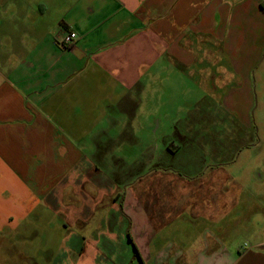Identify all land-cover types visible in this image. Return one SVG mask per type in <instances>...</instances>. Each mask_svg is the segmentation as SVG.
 <instances>
[{
	"label": "crops",
	"instance_id": "0c3cea01",
	"mask_svg": "<svg viewBox=\"0 0 264 264\" xmlns=\"http://www.w3.org/2000/svg\"><path fill=\"white\" fill-rule=\"evenodd\" d=\"M263 41L264 0H0L1 264H264V177L229 191L226 133L161 113L166 72ZM42 214L58 240L19 224Z\"/></svg>",
	"mask_w": 264,
	"mask_h": 264
},
{
	"label": "rangeland",
	"instance_id": "374dc122",
	"mask_svg": "<svg viewBox=\"0 0 264 264\" xmlns=\"http://www.w3.org/2000/svg\"><path fill=\"white\" fill-rule=\"evenodd\" d=\"M261 44L263 47L260 54L254 55L250 65L244 68L248 70L247 72L234 71L235 65L227 57L209 56L199 57L198 63L182 67L175 71V74L165 73L166 78L171 80L176 76L175 81L170 83H180L174 97L167 93L166 103L161 111L167 123L170 118L172 120L179 118L181 124H189V118L193 119L196 116L197 126L195 123L193 125L200 129L204 124L200 116L208 114L207 122L212 124L211 130L216 133L215 135L218 132L226 133L225 137L229 139L231 145L230 150L221 152L217 160L218 164H221L220 167L211 169L210 173L220 180L224 179L223 181L231 179L229 184L231 192L255 193L260 190L259 186L263 189L257 181L259 176L264 177V41ZM248 88L249 103L243 97ZM221 91L232 92L234 98L230 96L225 101L219 94ZM204 155L208 156L209 163L215 161L207 152ZM234 208L237 209L238 206ZM50 219L51 217L42 214L27 217L19 224L30 226L34 222L36 226L38 225V242L56 241L59 237L56 232H52L56 218L51 222ZM21 234L26 237L24 231H21ZM6 235L1 234L0 223V264L1 242L18 240L17 236ZM247 242L248 239L245 243ZM22 244L17 246L18 249L6 248V256L15 254L14 259L23 257L25 249L21 247Z\"/></svg>",
	"mask_w": 264,
	"mask_h": 264
},
{
	"label": "built area",
	"instance_id": "2783aa9c",
	"mask_svg": "<svg viewBox=\"0 0 264 264\" xmlns=\"http://www.w3.org/2000/svg\"><path fill=\"white\" fill-rule=\"evenodd\" d=\"M76 39V34L74 32H66L62 38L59 40L63 47H71L74 45Z\"/></svg>",
	"mask_w": 264,
	"mask_h": 264
},
{
	"label": "trees",
	"instance_id": "16d2710c",
	"mask_svg": "<svg viewBox=\"0 0 264 264\" xmlns=\"http://www.w3.org/2000/svg\"><path fill=\"white\" fill-rule=\"evenodd\" d=\"M135 254H137L136 250H135Z\"/></svg>",
	"mask_w": 264,
	"mask_h": 264
}]
</instances>
